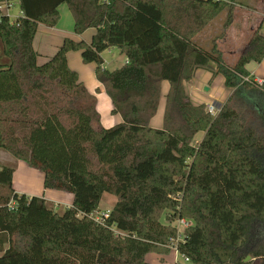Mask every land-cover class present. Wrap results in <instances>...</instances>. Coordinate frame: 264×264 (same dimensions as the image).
Wrapping results in <instances>:
<instances>
[{"label": "trees", "instance_id": "trees-1", "mask_svg": "<svg viewBox=\"0 0 264 264\" xmlns=\"http://www.w3.org/2000/svg\"><path fill=\"white\" fill-rule=\"evenodd\" d=\"M17 1L21 15L0 21V147L43 171L44 186L72 193L74 203L57 212L43 197L17 193L15 169L0 165V264H155L147 255L171 252L179 216L195 221L176 243L190 262L264 260V82L247 69L264 59V34L253 33L233 66L216 39L210 50L194 43L213 18L244 0ZM63 3L77 34L96 32L90 43L66 37L39 64V24L56 26ZM111 47L128 59L115 70L103 68ZM71 50L97 64L122 122L102 124L97 97L68 64ZM198 68L222 73L233 88L215 117L186 93L184 82ZM164 80L170 88L156 128ZM106 193L117 200L102 224L89 215Z\"/></svg>", "mask_w": 264, "mask_h": 264}, {"label": "crops", "instance_id": "crops-1", "mask_svg": "<svg viewBox=\"0 0 264 264\" xmlns=\"http://www.w3.org/2000/svg\"><path fill=\"white\" fill-rule=\"evenodd\" d=\"M16 1L17 0H15V2ZM262 9L263 12L261 14ZM59 10L61 17L56 26L49 27L42 23L39 24L33 43L34 48L38 53L39 64H44L49 61L50 58L56 54L66 37L73 38L77 41L85 40L90 43L96 32L95 28H89L84 33L77 34L74 28V17L68 5L66 3L61 4ZM236 15L237 17L233 22L234 25L228 29L227 36L219 41L225 63L230 66H233L236 63L256 30H260V32L264 34V0H244L242 4H236ZM237 22H239L238 25H236ZM116 49L118 52H115ZM106 51L109 53L108 57H104V52ZM104 52L102 53L104 59L103 68L108 70L118 69L128 61L126 55L121 53L117 47L108 48ZM67 59L71 69L79 73L80 79L85 83L88 90L97 97V109L101 115L102 124L105 127H111L122 122L123 118L121 114L112 112L114 108L113 101L107 93L104 85L96 76L97 64L95 62H84L80 50L69 51ZM2 62L7 63L9 62V59L2 56ZM210 65L214 69H217L214 62H211ZM247 69L250 71V77H252L254 81L260 78L264 82V59L261 62L248 63ZM199 76L203 77L204 83L213 82V85L207 89L213 90L211 97L208 98V95L204 94L202 91L203 88L197 87L196 83ZM224 84L225 76L222 73H218L213 77V71L206 68H198L193 79L189 82H184L186 93L195 105L203 103L208 105L213 100L218 106L224 104L233 91V88L225 87ZM223 87H225V89L222 92H219ZM169 88V81L164 80L162 82L161 102L157 114L151 120V125L153 127H163L166 96ZM0 165L9 166L15 169L13 175V187L17 193L26 194L29 197H43L48 205L53 207L57 212H63L66 208L73 205L74 195L72 193L46 188L44 186L45 175L43 171L31 167L27 162L15 157L12 153L1 147ZM4 246L5 249H8L10 241H6Z\"/></svg>", "mask_w": 264, "mask_h": 264}, {"label": "rangeland", "instance_id": "rangeland-1", "mask_svg": "<svg viewBox=\"0 0 264 264\" xmlns=\"http://www.w3.org/2000/svg\"><path fill=\"white\" fill-rule=\"evenodd\" d=\"M236 4H238V3H235L233 5L234 6L233 12H230V10L228 8H225L215 18H213L206 25V27L194 37V43L196 45H199V46L205 48V49L210 50L212 48L213 41L216 39L218 48L221 50L220 45H219V41L221 39H223L225 36H227L228 29L232 25H234L233 22L235 21V19L237 17V15H236ZM262 12H263V9L261 11V14H262ZM230 13H231V15H230ZM19 15H21V10H20V6L18 5V3L16 1L15 6L12 7L10 16L14 19V18H16ZM229 16L232 17V19H231L232 22H231L230 25L225 27L224 24H225V22L227 20V17H229ZM238 24H239V22L236 23V25H238ZM115 52H118V50L116 49ZM221 52H222V50H221ZM222 55H223V52H222ZM108 56H109V53L107 51L104 52V57H108ZM223 58H224V55H223ZM213 81H214V79H213ZM196 85H197V87L203 88L202 91L204 92V94L208 95V98L212 96V91L213 90L212 89L211 90H207V88L209 89L213 85V82L204 83L203 77L199 76L198 79H197ZM224 86L225 87L227 86L226 83L224 84ZM225 87H223V89H220L219 92H222L225 89ZM209 104H216V103L213 100ZM222 105H220L218 107H221ZM213 117H215V116H213ZM259 129H260V131H264V129L262 127H259ZM202 135H203V133H200V134L197 135V138L194 141L195 145H197L198 142L201 140ZM190 161H191V159L188 160L189 163H190ZM263 161H264V159H263ZM116 200H117V196H115L113 194H110V193H106L104 195V198H103L100 206H99L100 207L99 210L100 211H104V210H107L109 208H112V206H113V204L115 203ZM166 212L167 211H165V213ZM175 212H172V211L170 212L169 211V215L172 216V214H174ZM189 219H191L195 223L194 219H192V218H189ZM163 221H165L164 216H163ZM262 236L263 235H261V233H258V237H262ZM255 240L258 241L259 239H255ZM260 241L261 240H259V242ZM170 250H171V252L168 255H162V254H158V253H150L149 255H147V260L149 262L155 263V264H175V263H178V264H194V263H192L190 261H186L183 256H181L180 254L177 253L175 248L170 247ZM251 259L252 258L250 256L249 260H251ZM254 264H264V260L263 259H258L257 261H255Z\"/></svg>", "mask_w": 264, "mask_h": 264}, {"label": "built area", "instance_id": "built-area-1", "mask_svg": "<svg viewBox=\"0 0 264 264\" xmlns=\"http://www.w3.org/2000/svg\"><path fill=\"white\" fill-rule=\"evenodd\" d=\"M15 6V2L14 1H10V0H4L2 3H0V21L1 18L6 15L9 16L11 19L12 17L10 16L12 7ZM20 16V15H19ZM18 17V16H17ZM246 79H249L248 77H246ZM256 82L262 84L263 81L259 78L256 80ZM207 111L212 115V116H216L219 112V108L215 105V104H208L207 105ZM176 198H178L179 200L182 199V194H177ZM18 206V202L15 199H11L8 203V207L10 209H15ZM111 213V208L104 210V211H96L92 214H90L89 216L94 219L96 222L98 223H105V219L109 217ZM174 226H176L177 228V238L175 240V243L173 244L172 248H175L177 253L178 249L176 246V243L179 241H184L185 238V232L188 228L192 227L194 222L187 218V217H183V216H179L175 219L174 221ZM118 233V231H116ZM186 261H189L188 258H184Z\"/></svg>", "mask_w": 264, "mask_h": 264}, {"label": "water", "instance_id": "water-1", "mask_svg": "<svg viewBox=\"0 0 264 264\" xmlns=\"http://www.w3.org/2000/svg\"><path fill=\"white\" fill-rule=\"evenodd\" d=\"M208 89V88H207ZM250 259V256H248L247 258H246V260H249Z\"/></svg>", "mask_w": 264, "mask_h": 264}, {"label": "bare ground", "instance_id": "bare-ground-1", "mask_svg": "<svg viewBox=\"0 0 264 264\" xmlns=\"http://www.w3.org/2000/svg\"><path fill=\"white\" fill-rule=\"evenodd\" d=\"M216 105V104H215ZM217 107H218V105H216ZM219 108V110H220V107H218Z\"/></svg>", "mask_w": 264, "mask_h": 264}]
</instances>
